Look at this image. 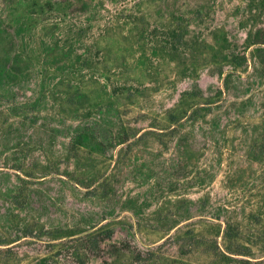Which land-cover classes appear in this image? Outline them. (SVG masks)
Instances as JSON below:
<instances>
[{
	"label": "rangeland",
	"instance_id": "374dc122",
	"mask_svg": "<svg viewBox=\"0 0 264 264\" xmlns=\"http://www.w3.org/2000/svg\"><path fill=\"white\" fill-rule=\"evenodd\" d=\"M181 26L191 47L172 41ZM258 29L264 0H0V64L10 72L9 93L0 99V238L12 248L0 253V264H37L44 256L50 264H111L110 245L122 241L129 243L122 263L149 248L160 254L155 264H222L207 243L213 224L227 222L237 226L246 257L263 258L264 54L252 43ZM50 42L65 57L51 67L43 49ZM42 80L45 95L35 108ZM76 90L80 102L70 105L64 92ZM111 104L110 114L141 134L127 144L126 161L124 145L75 161L65 154L70 135L49 145L41 119L23 123L28 116L60 126L100 122ZM18 122L21 135L11 132L7 146L20 143L4 149V133ZM113 170L115 209L97 224L93 213L110 203L87 196L66 174ZM25 186L38 193L20 208L14 194ZM100 225L111 237L85 253L69 245L70 237L44 233ZM187 229L201 241L184 253Z\"/></svg>",
	"mask_w": 264,
	"mask_h": 264
},
{
	"label": "trees",
	"instance_id": "16d2710c",
	"mask_svg": "<svg viewBox=\"0 0 264 264\" xmlns=\"http://www.w3.org/2000/svg\"><path fill=\"white\" fill-rule=\"evenodd\" d=\"M172 41L176 45H180L183 48L184 47H191L193 44L189 41L186 42V32H185V26H181L174 29V32H172ZM192 41V40H191ZM252 43L258 45L257 52L258 54H264V30L258 29L254 32ZM196 43V42H194ZM44 52L46 55V58L49 59L50 57V67L51 65H55L56 61L54 63L51 61L55 60L58 57H64V51L61 47L58 46V43H52L45 45ZM176 51V49H175ZM231 57V55H230ZM233 57V56H232ZM54 67V66H53ZM54 69V68H53ZM7 73L9 74L8 67L4 66V64H0V89L2 88V91L0 92V99L3 97H6L9 93V89L4 87L5 79ZM45 84L46 81L42 80L40 83V89L41 91L38 93V96L35 100H33L32 105L33 107H37V105H40L42 99L39 97H44L45 95ZM226 88L229 90L234 85L232 82H227L225 84ZM77 93L72 94L73 92L65 91V94H70L67 98H65L68 104H77L76 102H80L78 96L80 95V91L76 90ZM195 92V91H194ZM221 92V90L219 91ZM197 93V92H195ZM222 93V92H221ZM61 94V93H60ZM62 95V94H61ZM65 100V101H66ZM63 103V102H62ZM210 103V102H208ZM72 112H77L78 108L71 107L70 108ZM69 109V110H70ZM103 109H107L109 115L107 118L100 119V122L90 123L85 122L81 120L77 124H64L63 126H60L57 121H51L48 117L45 116H28L25 117L26 119L23 123H28L30 119H35L34 121L40 122L39 128L42 130L43 133L48 134L49 140L48 144L52 145L58 136L62 135H70V140L68 142L65 154L71 157L73 160L77 161L79 158L84 156V152L86 154H108L110 151L113 152V150L116 149L119 145H126L125 147H121L119 151H123L122 154V161H126L128 157V153L126 152L128 145L131 144L133 139L135 137L139 138L141 134L138 135L139 129H131L128 127H124L123 124L119 120H117L113 115L110 113L112 112V104L104 106ZM200 108H196L194 110L198 111ZM61 112L64 111L62 108H60ZM102 110V107L100 108ZM60 112L58 111L56 116H58ZM191 115V114H190ZM169 119L172 120V122H177L178 117L173 114H169ZM28 124H24L26 127ZM20 126L23 127L22 122H18L17 125H13V127L10 130L11 132H15L11 134L4 133L5 137V143L3 145L4 149H13L16 144L20 142H14L11 147L7 146L11 142L8 137L12 135V137H18L21 135ZM173 129V128H172ZM169 130L168 133L174 135V131ZM149 133V132H146ZM163 132H157L156 136L158 138H162ZM138 135V136H137ZM47 137V136H46ZM52 148V146H50ZM121 160L115 159V164L120 165ZM114 171V170H113ZM111 171L108 174H102L97 176H91L89 174L85 173H78L75 171H72L70 173H67L66 176L73 182L76 183V185L83 186L86 191L85 194L89 197H98V201L101 203H110V206L108 208L103 207L101 211L96 214L95 221L99 224L100 220L107 219L109 215L113 214V211L115 209L116 204V194H115V187L112 185L114 182V179L117 178V173L114 171ZM36 194L38 193L37 190H32L25 187H21L20 190H15V198L16 206L23 208L27 204L30 203V194ZM42 207H44V204H42ZM45 208V207H44ZM92 216V214H91ZM99 220V221H98ZM100 225L98 228H95L93 230L90 229H80V227L77 228H65L60 226L51 227L50 230H47V235L51 236L52 239L60 240L65 237H70L67 239L69 242V245H73V247H78V249H81L82 252L85 253L87 249H96L99 246V243L104 239H109L112 234L111 228H105ZM93 228V227H92ZM128 229L130 231V234L132 236L135 235V232L133 230L132 225H128ZM214 229V235L212 237V240L207 243V247L209 251L212 254L213 259L218 260L222 264H227L230 262H237L238 264H264V257L261 259H250L247 258V252L248 248H246L242 243L238 241L239 231L237 226L234 224H231L227 222L225 226L222 228L221 223H215L213 224ZM30 233L31 230L29 231ZM221 236L223 242L220 243L218 238ZM201 240L194 235L193 229H187L186 233L184 235V242L181 244V249L184 250V253L192 251V249L196 248L199 245V242ZM60 244H64V242H60ZM65 244H67L65 242ZM0 245H4L3 247H0V253L3 255L12 253V248L8 247V243H4V240L0 238ZM50 247V242L46 244ZM52 247L55 246V244H52ZM67 246V245H63ZM62 246V247H63ZM111 251L114 253V258L111 259V264H128V263H122L121 259L124 258L125 252H128L129 243L128 241H122L119 245L111 244ZM132 259L136 262H132L131 264H144L146 262H149L148 264H155L157 260L160 259V254L155 249H145V250H135L133 251ZM37 264H50V257H41L36 261Z\"/></svg>",
	"mask_w": 264,
	"mask_h": 264
}]
</instances>
